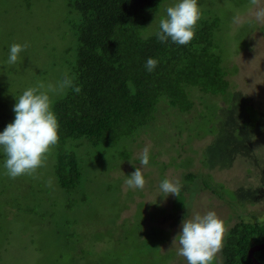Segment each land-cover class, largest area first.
<instances>
[{"label":"rangeland","instance_id":"374dc122","mask_svg":"<svg viewBox=\"0 0 264 264\" xmlns=\"http://www.w3.org/2000/svg\"><path fill=\"white\" fill-rule=\"evenodd\" d=\"M197 2L216 22L228 91L214 97L192 90L187 113L161 98L143 127L113 145L67 140L31 175L0 174V264H186L172 245L180 221L209 210L224 222L212 261L223 264L234 224H264V18L255 16L264 0ZM170 3L145 15L142 39L155 33ZM78 19L67 0H0V130L23 89L73 80L70 23ZM12 43L27 44L15 65L6 62ZM68 89L50 93L52 109ZM144 148L149 161L140 165ZM60 154L80 167L70 191L55 176ZM139 167L144 185L129 188L125 177ZM165 178L181 185L175 195L159 190Z\"/></svg>","mask_w":264,"mask_h":264},{"label":"trees","instance_id":"16d2710c","mask_svg":"<svg viewBox=\"0 0 264 264\" xmlns=\"http://www.w3.org/2000/svg\"><path fill=\"white\" fill-rule=\"evenodd\" d=\"M164 1L67 0L68 8L79 15L70 26L76 38L72 84L80 91L69 87L53 106L59 125L57 145L80 139L92 146L113 145L143 127L161 98L187 113L193 106L192 90L214 97L228 91L214 41L216 22L207 16L201 14L186 45L161 43L154 34L140 37L145 15L157 11ZM147 57L158 61L150 73L144 68ZM55 173L59 186L67 191L81 177L76 158L68 154L59 155ZM263 242L264 224H234L221 251L223 264H252L248 251ZM253 256L264 264V250Z\"/></svg>","mask_w":264,"mask_h":264},{"label":"clouds","instance_id":"9594fccd","mask_svg":"<svg viewBox=\"0 0 264 264\" xmlns=\"http://www.w3.org/2000/svg\"><path fill=\"white\" fill-rule=\"evenodd\" d=\"M201 16L197 0H172L165 6L164 15L158 20V29L154 35L161 43L170 42L176 45L188 44L193 36ZM257 19L264 18V8L255 12ZM27 44L12 43L8 48L7 64L15 65L19 54ZM158 61L147 57L144 68L152 72ZM72 87L79 92V86H73L72 80L65 76L58 81L55 88L38 83L22 90L14 97L12 106L13 119L0 130V174L15 178L31 175L42 167L52 146L58 141V122L52 110L50 93ZM149 161L148 149L140 155V165ZM129 188H142L144 177L139 168L125 177ZM181 188L178 182L167 178L159 183V190L165 194L175 195ZM179 232L174 236L172 245L176 254L182 256L186 264H212L215 253L221 247L224 233V222L214 211L203 214L195 213L185 216L179 224Z\"/></svg>","mask_w":264,"mask_h":264},{"label":"water","instance_id":"95a60500","mask_svg":"<svg viewBox=\"0 0 264 264\" xmlns=\"http://www.w3.org/2000/svg\"><path fill=\"white\" fill-rule=\"evenodd\" d=\"M261 250H264V242L261 243V244L255 245V246H253V247H251L249 249L248 258L251 260L252 264H262V263L258 262L253 256V254L255 252H258V251H261Z\"/></svg>","mask_w":264,"mask_h":264}]
</instances>
